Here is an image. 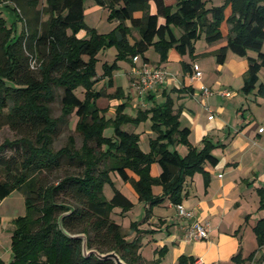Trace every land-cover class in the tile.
I'll use <instances>...</instances> for the list:
<instances>
[{"label": "trees", "instance_id": "obj_1", "mask_svg": "<svg viewBox=\"0 0 264 264\" xmlns=\"http://www.w3.org/2000/svg\"><path fill=\"white\" fill-rule=\"evenodd\" d=\"M5 1L0 0V8L10 10L14 25L8 27L0 13V127L8 125L17 137L0 142V199L21 190L25 213L12 218V258L0 264H114L94 254L84 256L82 238L69 236L78 233L86 236L88 249L115 250L126 264H156V259L147 260L140 251L144 230L137 228V222L130 223L136 235L127 239L122 226L111 217L114 207L123 212L133 207V202L114 187L111 172L130 182L138 200L147 203L146 219L151 208L166 196L175 205L181 203L186 178L201 171L206 162L217 163L211 153L215 144L207 137L200 148L191 144L190 129L181 127L180 109H174L166 92L164 101L139 108L135 115L126 111L129 102L124 100L116 105L113 115L107 116V109L97 101L102 97L123 98V89L117 86L107 93L95 84L106 78V86L113 85L119 59L133 64V57L138 55L148 63L144 53L149 48L159 54L160 61L167 59L171 48L193 58L194 44L202 36L208 44L224 38L221 26L225 22V43L215 50L216 61L223 63L228 51L246 57L241 89L249 94L258 86V93L264 95V82L257 85L259 71L264 68V0H222L213 6L207 5L211 0H95L109 9V19L118 21L108 33H98L85 24L84 0H45L41 7L40 0ZM227 7L230 10L226 15ZM18 20L22 21L19 34ZM82 28L87 29L88 36L77 35ZM110 46L116 47L114 60L103 63L99 76L97 54ZM252 50L256 54H250ZM31 60H35V68L30 66ZM181 66L184 72L190 71L187 62L182 61ZM56 87L62 94L60 114L54 117L50 115V103ZM79 87L83 89L82 98L75 92ZM145 98L152 100L154 95L149 91ZM72 113L77 117L74 130L82 135L80 146L69 134L64 144L54 148L59 125ZM147 119L156 136L149 139L146 152L139 145V134L123 126ZM109 126L113 133L106 136L104 130ZM178 144L186 146L184 155L175 149ZM12 148L15 153L3 155ZM154 162L161 167L157 176L151 174ZM65 164L74 170L48 178ZM207 181L205 174V185ZM106 182L113 189L110 199L103 192ZM153 185H160L162 193L154 194ZM256 192L258 208L264 209V186ZM253 231L257 248L244 259L240 253L233 256L234 262L253 260L258 251L255 263L264 262V217L257 220ZM166 251L163 245L156 252ZM194 261L184 254L177 257V264Z\"/></svg>", "mask_w": 264, "mask_h": 264}, {"label": "crops", "instance_id": "obj_2", "mask_svg": "<svg viewBox=\"0 0 264 264\" xmlns=\"http://www.w3.org/2000/svg\"><path fill=\"white\" fill-rule=\"evenodd\" d=\"M201 38L194 44L195 55L193 58L187 53L181 55L174 48L169 49L165 61H160L156 51H154V57H151L148 54L151 48L144 53L145 57L149 59L148 63L164 67L172 72L163 85L151 90L154 95L152 100H147L144 97L138 98L134 90L133 95L136 98L129 100L125 89L122 88L124 97L114 98L108 103L110 105L108 113H114L117 104L128 100L131 109L129 111L126 108V111L135 115L139 108H150L154 103L164 101V92H166L173 100L174 109H180L181 127L190 129L188 139L191 144L200 148L204 137L215 144L211 153L217 158V163L215 165L209 162L204 163L201 171L195 172L193 176L187 177L185 180L181 203L192 212V216H180L176 205L166 196L160 204L151 208L150 215L144 219L147 203L138 200L136 192L127 184L128 182L122 183L123 188L119 186V182L115 183L116 173L114 176L111 174V180L114 187L133 202V207L139 204L140 212H137L136 215L134 212L130 219L131 222H137L138 229L153 230L152 233L142 234V236L148 237L151 247L154 248V253L156 248L158 250L164 244L167 248L166 255L171 254L169 261L164 263L161 261L157 264H177L176 258L181 254L192 256L195 259L201 258L202 264L253 263L258 258L260 251L253 260L245 259L240 263L234 262L233 256L240 253L241 259H244L257 248L253 226L258 219L264 217V209L258 208L259 196L256 192L258 187L264 186V120L262 122L256 120V109L264 105V95L258 93L257 86L249 94H245L241 89L248 65L246 57L233 54L229 56V53L232 52L228 51L225 61L218 63L214 52L225 43V39L208 44ZM206 59L213 64L214 74L213 71L211 74V71L205 70L207 69L204 66ZM228 59L231 60L230 64H233L234 67H228ZM182 61L189 64V72L183 71ZM193 63H196L202 71L201 77L194 80L190 77ZM132 67L133 64L130 63L124 71L127 85L131 79ZM262 69L264 68L259 71L261 75L264 73ZM116 77L113 72V85L106 86L107 93L113 92L117 86H120L117 85ZM101 79L107 85V79ZM203 85L214 90V93L205 97L201 92ZM221 88H228L229 94L220 95L217 90ZM130 89L132 90V88ZM205 104L208 108L205 107ZM130 129L139 134V145L143 151L147 152L149 139L156 136V133L151 129V121L147 119L138 125H133ZM175 149L181 155L187 151L186 146L182 144L176 145ZM160 172V165L157 162L152 163L151 174L157 176ZM130 174L137 178L133 172L130 171ZM205 174L208 176L207 185L204 182ZM152 191L159 195L162 193V188L160 185H153ZM103 192L107 199L113 195V191L107 190L104 186ZM117 208L120 209V207L113 208L111 217L122 226L127 234V239H132L136 234L134 230L130 229L125 217L120 221L112 215ZM135 208L137 209V207ZM128 213L129 210L122 214L125 216ZM137 216H141L139 221L133 219ZM194 220L209 223L206 239L194 240L186 236V232ZM2 236L3 234L0 233V243L9 247L11 235L9 237L8 234L1 240ZM143 246L144 244L141 243L142 255L150 259L149 248L146 247L142 252ZM9 254L12 256L10 247ZM155 257L156 255L153 259ZM0 261L6 262L2 258L1 250Z\"/></svg>", "mask_w": 264, "mask_h": 264}, {"label": "rangeland", "instance_id": "obj_3", "mask_svg": "<svg viewBox=\"0 0 264 264\" xmlns=\"http://www.w3.org/2000/svg\"><path fill=\"white\" fill-rule=\"evenodd\" d=\"M167 2L168 3H174L175 0H168ZM4 3H7V2L4 0ZM221 3H222V0H211V1L207 2V5L213 6V5H219ZM43 5H45V0H40L39 7H41ZM0 10H1V12H0L1 16L6 21V25L8 27L11 25V23H12V25H14L13 24L14 23V17L11 15L10 10L7 8H4V7L2 9L0 8ZM229 10H230L229 7H227L225 10L226 15L229 13ZM152 11H154V7H153ZM140 14H141V12L135 13V15H140ZM47 17H48L47 14L43 15V19H46ZM84 21L88 27L94 28L98 33H108L118 24V21L116 19H114V18L109 19V9L105 6H101L100 4H97L95 2V0H84ZM160 21H162V19H160ZM126 24H129V22L126 21ZM221 27H222V30L224 33L223 39H225V36L227 33V24L225 22H222ZM21 28H22V21L18 20L16 22V29H17L16 33L17 34H19L21 32ZM134 34L137 35L136 32H134ZM77 35L79 37H86V36H88V31L86 28H82L81 30H79ZM202 38H203V36H202ZM202 38H201V40H203ZM130 40H132V38ZM262 51H264V46H262ZM250 52L255 54V52L253 50ZM115 53H116V47L115 46H110V47L104 48L100 52H98L97 61H96V71L98 72V74L102 73V65L104 62H108L110 64L114 60ZM148 54L151 57H154V55H155L154 49L151 48L149 50ZM229 54H230L229 56H231V54L236 55L233 52L229 53ZM229 59H230V57H229ZM230 61L231 60H229L228 67H231V66L234 67L233 64H230ZM204 63H205L204 66L207 68L205 70L211 71V74L213 71V74H214L215 71L212 70L213 64L210 62V60L206 59ZM129 65H130V62H128L127 60L119 59L118 60V66L119 67H118V69H116L114 71V75L117 76L116 77L117 85H120V86H122L123 89H125V91L127 93L126 96L129 98V100H132V99L135 100L136 97L133 95L135 90L132 88V86L130 84L131 79L129 81V85H127L126 77H124V71L127 68V66H129ZM262 72H264V69H262ZM101 80L102 79H99V81L96 82L95 88L100 89L103 87L106 89V83H103V81H101ZM261 82H264V73H262V75H261V73H259V81H258L257 85H259V83H261ZM130 88H132V90ZM75 92L80 98L83 97V89L81 87L77 88ZM61 94H62V89L56 87L54 89V99L50 103V115L51 116L55 117V116H58L60 114V96H61ZM136 96L138 98L141 97L139 95H136ZM110 100H112V99H109L107 97H102L97 101V103L100 107L107 109V111H106L107 116H110L113 113V112L108 113V109L110 106V105H108V103ZM132 104H133V102H132ZM127 109L128 110L131 109V106H129ZM256 111H257V113H256L257 119L256 120L258 122H262V120H264V105H262L261 107H258L256 109ZM76 120H77L76 115L74 113H72L69 117H67L65 123H61L59 125L58 132L55 134V136L53 138L52 146L54 148H58L59 146L64 144L66 142V138L69 134L74 135V137L76 139V146L77 147L80 146V144L82 142V135L79 132L74 130ZM132 126L133 125H131V124H126L123 126V128L128 130V131H131L130 128H132ZM112 133H113V128L111 126L107 127L104 130V135H106V136H110V135H112ZM15 137H17V134L8 125L3 124L0 127V142H2L5 138L13 139ZM13 153H15V148L6 149L3 152V155L9 156L10 154H13ZM65 170L66 171H73L74 167L72 165L65 164V165L61 166V168L53 170L48 175V178L54 179L55 177L62 175ZM111 174H112V176L115 175L114 172H111ZM114 177H115L114 178L115 183L118 184V182H119V186L121 188H123L122 183L124 181L121 179V177L118 174ZM2 178H3V175L0 172V179H2ZM127 184L132 187L130 182H128ZM104 187H106L107 190L111 189L113 191L112 186L109 182H106L104 184ZM138 206H139V204L135 205L131 210L128 209L129 213L125 216H123V214H122L125 211L123 212L121 210V208L120 209L117 208L116 211L112 215L114 217H116L117 219H119L120 221H122V219L125 217L128 225H130V223H131L130 217H132L133 213L135 212V215H136L137 212L138 213L140 212L138 210L139 209ZM135 207H137V209ZM120 210H121V212H120ZM24 213H25L24 194L21 190L15 189L8 196L4 197L3 199H0V233L3 234L1 240H3L4 236H6L8 234L10 237V235L12 233V229H13L12 218L17 216V215H22ZM140 218H141V216H137L133 219L139 221ZM152 232H153V230L144 229V232L140 234V243L144 244V246L142 247V252L145 250L146 247H148L149 251H150V255H151L150 259H148L146 257H144V258H146L147 260H153L154 255H156V257H155V259L157 261L156 264L160 263L161 261H162L161 263H164L165 261L166 262L169 261L171 258V254L166 255L167 251L165 252V254L164 253L159 254L158 252L154 253V250H153L154 248L151 247V243H149L148 237L142 236V234H150ZM247 244H248V242H247ZM163 245L164 244H162V246ZM9 247H8V245H4V244L0 243V248H1L0 250L2 252V258L6 262H8L12 258V256L9 254ZM155 250L157 251V248ZM176 261H177V258H176ZM247 264H256V263L255 262H253V263L248 262Z\"/></svg>", "mask_w": 264, "mask_h": 264}, {"label": "built area", "instance_id": "obj_4", "mask_svg": "<svg viewBox=\"0 0 264 264\" xmlns=\"http://www.w3.org/2000/svg\"><path fill=\"white\" fill-rule=\"evenodd\" d=\"M133 67L131 70V81L130 84L132 88L135 90V93L141 97L147 95V93L151 90H154L159 85H163L167 78L172 75V72L164 67L153 65L147 62H143L140 56H134L133 59ZM35 60H31L30 66L35 68ZM192 73L190 75L191 79H198L202 75V71L199 69L196 63L192 64ZM202 94L207 97L214 93V90L209 88L208 86L203 85L201 87ZM217 92L226 96L229 94L228 88H221L217 90ZM205 107L208 108L207 104ZM177 212L180 216L183 217H191L192 212L187 210L182 203L176 205ZM209 223L208 222H200V221H192L190 224L186 236L190 239L201 240L206 239L208 237ZM194 264H202L201 258H196Z\"/></svg>", "mask_w": 264, "mask_h": 264}, {"label": "water", "instance_id": "obj_5", "mask_svg": "<svg viewBox=\"0 0 264 264\" xmlns=\"http://www.w3.org/2000/svg\"><path fill=\"white\" fill-rule=\"evenodd\" d=\"M72 237L82 238V253L84 256H89L90 254H94L99 259H111L114 264H126V262L118 255L115 250L107 251V252H99L96 249H88L87 248V240L86 236L82 233L70 235Z\"/></svg>", "mask_w": 264, "mask_h": 264}]
</instances>
